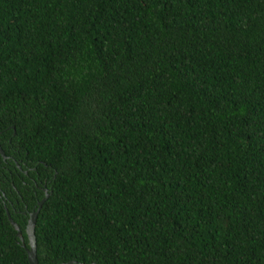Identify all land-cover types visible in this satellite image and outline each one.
Listing matches in <instances>:
<instances>
[{"label":"trees","instance_id":"trees-1","mask_svg":"<svg viewBox=\"0 0 264 264\" xmlns=\"http://www.w3.org/2000/svg\"><path fill=\"white\" fill-rule=\"evenodd\" d=\"M0 264H264V0H0Z\"/></svg>","mask_w":264,"mask_h":264},{"label":"water","instance_id":"water-1","mask_svg":"<svg viewBox=\"0 0 264 264\" xmlns=\"http://www.w3.org/2000/svg\"><path fill=\"white\" fill-rule=\"evenodd\" d=\"M0 155L2 156V158H5V154H4L3 150L1 149V147H0ZM46 196H47V193L45 192L44 195L37 201L36 208L34 210L29 211V213H28V217H27V220H26V223L24 226V233L26 235L27 245H25L23 242L21 230L16 225V223L11 219L8 212L6 211L8 221L15 228V234L19 238L21 245L23 246V248L25 250L28 264H40L37 261L36 252H35L34 222H35L37 210L39 209L42 201L45 199ZM55 264H75V261L74 260H67L65 262H59V263H55ZM83 264H97V263L92 261V262L83 263Z\"/></svg>","mask_w":264,"mask_h":264}]
</instances>
